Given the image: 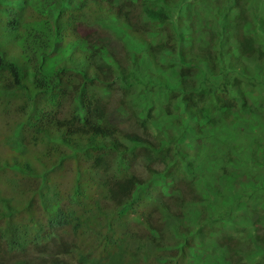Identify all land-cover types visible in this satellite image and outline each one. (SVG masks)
Here are the masks:
<instances>
[{"label":"trees","instance_id":"trees-1","mask_svg":"<svg viewBox=\"0 0 264 264\" xmlns=\"http://www.w3.org/2000/svg\"><path fill=\"white\" fill-rule=\"evenodd\" d=\"M248 1L0 0V264H264L227 231L232 197L264 192L235 173L264 178V8ZM133 16L161 23L156 42L125 34L151 32Z\"/></svg>","mask_w":264,"mask_h":264},{"label":"rangeland","instance_id":"rangeland-1","mask_svg":"<svg viewBox=\"0 0 264 264\" xmlns=\"http://www.w3.org/2000/svg\"><path fill=\"white\" fill-rule=\"evenodd\" d=\"M165 1V2H164ZM180 0H159V2H155V3H150V4H155L157 6H170V7H174L177 5H180L181 7H189L190 6V0H182V2H179ZM193 5V3H192ZM247 6L249 7V10L252 12L255 8H264V0H249ZM186 9V8H184ZM115 15V14H114ZM112 16V21H115L117 19V22H122L125 23V21L123 20L122 17L117 18L116 16ZM260 15L264 17V10L262 9L260 11ZM94 16H98L100 17L99 19L104 20L106 18L102 17L101 14H97ZM145 21L146 26L151 30V32L147 33L145 37L146 40L144 39V35L142 36L141 34L137 35L135 34L136 31H132L130 26H128L127 24L125 25V29L124 32L125 34H129L133 37V35H135L136 37H133L134 39H138L141 41L142 44H147V41L150 43H154L158 40L159 36L156 35V32L152 31L153 28H157L158 26H160L161 23H157L156 24V20H152L151 18H147L146 20H144L145 18L142 17H138L137 19L133 16L132 17V22L133 24L136 23H143L142 22ZM96 21H99L97 19H95ZM83 21V18L82 20ZM101 21V22H104ZM168 21H171V33L174 35L176 33L177 27L174 25V21L175 22H181V23H189V19L187 18V16L185 15H181L180 18H177V16H173L172 18L168 19ZM84 22V21H83ZM98 25H101V28L99 27V31L100 33H98V35L103 36L104 38L106 37L107 41L111 38L112 40L109 41V46L112 47L114 49L115 52L122 54V53H126L127 51H140L138 49H133L132 46H130L128 44L127 39L125 38V36L123 35L122 37L120 36L119 33L114 32L113 29L110 30V28L105 27L103 23H100ZM184 25L185 29H181L182 30V34H185L188 31V26ZM181 25V27H182ZM130 30V31H129ZM180 31V30H179ZM186 37V44L185 47L183 48L184 54H189L188 51H193V48L196 47L198 44L197 38H195L194 34H187L184 35ZM191 43H193L192 46V50H191ZM134 46L136 48H138L135 44ZM142 51H147V50H142ZM17 52V51H16ZM142 70H145V67L142 66ZM256 94V93H254ZM117 97V95H116ZM6 112H3L0 109V123H2L3 121L6 120ZM172 117V116H171ZM132 127L131 126H128ZM134 127V126H133ZM2 130H0L1 132ZM135 131L141 132L139 129H136ZM10 134V131L7 130L6 128L3 130L2 135L6 136ZM251 134V132H250ZM4 147L2 145H0V154L3 153ZM210 155H212V159H214L215 154L213 153H209ZM208 154V155H209ZM207 159V158H206ZM210 160L207 159V162H209ZM133 170H135L137 172L138 175L142 176L145 174V169L142 165V163L140 161L138 162H134L133 163ZM162 163L160 162L159 159H156L154 162V167L155 169H160L162 167ZM223 168V167H222ZM235 169V168H234ZM206 170V169H204ZM208 172H210V168H207ZM229 171L228 168L224 167L223 169H217L216 173L217 175H219L220 173H227ZM235 173L238 175L239 180L240 181H244V180H249L250 179V183L254 182L256 185V189H261L263 182H264V178H260L257 175H251L250 173H246L243 169L241 168H237ZM262 174H264V170H262L261 172ZM252 174H257V173H252ZM216 176V175H214ZM203 186L200 185V189H202ZM207 189V188H206ZM208 191V189H207ZM242 200H239L238 198V204L234 203V198L232 197L231 200H233L231 202L232 205V217L235 218L234 221L230 222L229 227L227 228V231L229 234L236 236L238 238H240L242 241L244 240V242L246 241L248 247H245V250L249 249L251 251V255L254 256L251 261L254 262L255 260H258L260 258V256L262 254H264V241H260L259 238H254V235H258L261 237H264V192H253L252 187L249 185L247 187H244L242 190ZM240 195V194H239ZM261 195V196H259ZM238 196V195H237ZM215 209L219 210L221 208H219L217 205H215ZM213 259V256H211V260H209L207 258V256L203 255L202 256V261L203 263H211ZM253 264V263H252Z\"/></svg>","mask_w":264,"mask_h":264},{"label":"clouds","instance_id":"clouds-1","mask_svg":"<svg viewBox=\"0 0 264 264\" xmlns=\"http://www.w3.org/2000/svg\"><path fill=\"white\" fill-rule=\"evenodd\" d=\"M22 7H23V6H21V4H20V5H18V9H19V10H21V8H22Z\"/></svg>","mask_w":264,"mask_h":264}]
</instances>
